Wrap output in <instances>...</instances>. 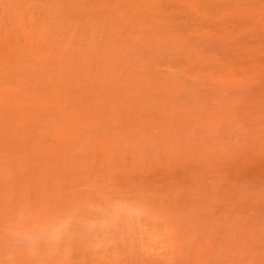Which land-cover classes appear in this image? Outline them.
Masks as SVG:
<instances>
[{"label": "rangeland", "instance_id": "374dc122", "mask_svg": "<svg viewBox=\"0 0 264 264\" xmlns=\"http://www.w3.org/2000/svg\"><path fill=\"white\" fill-rule=\"evenodd\" d=\"M0 264H264V0H0Z\"/></svg>", "mask_w": 264, "mask_h": 264}]
</instances>
